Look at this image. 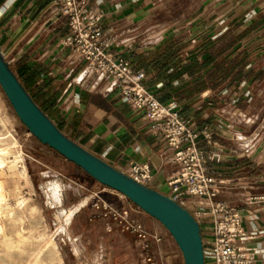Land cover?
Wrapping results in <instances>:
<instances>
[{
  "label": "crops",
  "instance_id": "crops-1",
  "mask_svg": "<svg viewBox=\"0 0 264 264\" xmlns=\"http://www.w3.org/2000/svg\"><path fill=\"white\" fill-rule=\"evenodd\" d=\"M52 2L4 0L0 4V50L5 60L40 104L54 97L47 115L66 136L124 173L133 164H147L151 172L147 186L169 195L166 182L177 174V165L166 139L154 134L143 112L122 102L117 91L105 93L103 84L94 89L96 79L84 76V63L62 44L69 28ZM89 6L103 14L104 30L123 41L110 50L142 70L134 58L155 54L156 47L169 38L184 46L176 57L196 55L200 60L206 44L238 37L234 54L242 72L236 81L231 84L228 79L219 90L205 89L187 101L163 104H173L190 119L200 132V148L222 153L223 161L213 165L221 181L215 201L239 210L245 235L239 245L264 264V0H89ZM147 24L158 27V32L140 31ZM168 24L174 27L167 28ZM24 67L35 75L34 83L28 82L27 69L20 74ZM168 68L170 72L172 66ZM38 71L44 77L34 74ZM149 80L150 74L144 84L154 94L149 88H160L163 81L154 80L150 87ZM96 191L104 204L127 212L158 238L162 264H183L175 241L157 220L111 188ZM183 207L192 214L206 213L200 229L203 244H208L205 234L211 215L205 199L186 197Z\"/></svg>",
  "mask_w": 264,
  "mask_h": 264
},
{
  "label": "rangeland",
  "instance_id": "rangeland-1",
  "mask_svg": "<svg viewBox=\"0 0 264 264\" xmlns=\"http://www.w3.org/2000/svg\"><path fill=\"white\" fill-rule=\"evenodd\" d=\"M157 28L147 24L140 31L158 32ZM0 146L9 149L0 168L5 195L0 264H140L138 237L130 227L136 221L122 210L105 208L96 190L108 188L40 143L19 120L1 87ZM19 155L21 160L13 162ZM84 201V208L76 212ZM150 250L161 262L159 245L151 244Z\"/></svg>",
  "mask_w": 264,
  "mask_h": 264
},
{
  "label": "built area",
  "instance_id": "built-area-1",
  "mask_svg": "<svg viewBox=\"0 0 264 264\" xmlns=\"http://www.w3.org/2000/svg\"><path fill=\"white\" fill-rule=\"evenodd\" d=\"M52 4L69 28L62 44L84 63V76L96 79L94 89L103 84V92L117 91L122 102L143 112L154 134L166 139L173 162L177 165V174L166 182L168 196L181 206L186 197L203 198L208 204L211 224L205 234L209 243L203 244L205 264H261L255 260L253 252L239 245L245 237L239 210L215 201L221 181L216 178L213 165L223 161L222 153L200 148V132L192 127L190 119L181 115L173 104L161 103L146 88L144 70L110 50L123 41L104 30L100 23L103 14L94 11L89 0H53ZM126 174L144 185L151 177L147 164H133ZM123 214L127 215V212ZM193 215L200 225V219L206 213ZM132 223L131 230L137 235L141 249L140 264H162L155 261L150 250L151 244L158 243V238L148 234L140 224Z\"/></svg>",
  "mask_w": 264,
  "mask_h": 264
},
{
  "label": "water",
  "instance_id": "water-1",
  "mask_svg": "<svg viewBox=\"0 0 264 264\" xmlns=\"http://www.w3.org/2000/svg\"><path fill=\"white\" fill-rule=\"evenodd\" d=\"M0 87L19 120L40 143L157 220L175 241L183 264H205L201 229L194 215L170 196L135 181L60 131L26 91L1 50Z\"/></svg>",
  "mask_w": 264,
  "mask_h": 264
},
{
  "label": "trees",
  "instance_id": "trees-1",
  "mask_svg": "<svg viewBox=\"0 0 264 264\" xmlns=\"http://www.w3.org/2000/svg\"><path fill=\"white\" fill-rule=\"evenodd\" d=\"M3 1L0 0V4ZM238 40V37L231 36L221 37L218 41L210 42L202 48V56L198 60L196 55L187 59L176 57V52L184 46H177L178 39L169 38L156 47L155 54L149 57L137 55L134 60L138 63L137 67L144 68L146 75L150 74V87L154 80L163 81L160 88H149L161 103H167L170 100L182 102L198 95L205 89L217 91L228 79L231 80V84L238 79L242 72L238 55L234 54ZM169 65L172 66L170 72H168ZM26 69L29 71V67H24L20 74L25 73ZM13 72L35 103L47 115L46 110L54 106V97L44 98V103L40 104L39 99H36L26 88L27 85L21 80L19 74ZM34 74L44 77V74L39 71ZM28 75L30 76L28 82L34 83L35 75H31L30 71ZM174 80H178L179 84L174 85Z\"/></svg>",
  "mask_w": 264,
  "mask_h": 264
},
{
  "label": "bare ground",
  "instance_id": "bare-ground-1",
  "mask_svg": "<svg viewBox=\"0 0 264 264\" xmlns=\"http://www.w3.org/2000/svg\"><path fill=\"white\" fill-rule=\"evenodd\" d=\"M2 138V137H1ZM4 138V137H3ZM10 139V138H9ZM3 141V140H2ZM4 141H6V140H4ZM7 142V141H6ZM6 145H9V143L8 144H6ZM9 154V149L7 148V147H3V146H0V168L1 167H3L5 164H4V157L6 156V155H8ZM17 159L18 160H21V156L19 155V156H15V157H13V162H16L17 161ZM18 167V166H17ZM7 203V202H6ZM4 204H5V195H4V191H3V189H2V187H1V185H0V210H1V208L4 206Z\"/></svg>",
  "mask_w": 264,
  "mask_h": 264
}]
</instances>
